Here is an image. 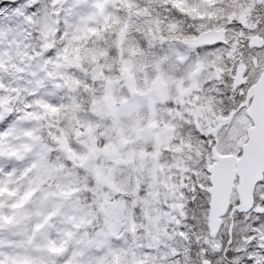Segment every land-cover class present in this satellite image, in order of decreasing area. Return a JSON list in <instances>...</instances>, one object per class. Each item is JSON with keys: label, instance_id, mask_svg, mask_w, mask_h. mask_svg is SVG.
Wrapping results in <instances>:
<instances>
[{"label": "rangeland", "instance_id": "obj_1", "mask_svg": "<svg viewBox=\"0 0 264 264\" xmlns=\"http://www.w3.org/2000/svg\"><path fill=\"white\" fill-rule=\"evenodd\" d=\"M149 1L152 6L159 5L160 2L166 3L163 0H81L82 7L76 11L81 14L92 11L96 13L95 17L87 26L75 15L70 18V34L62 37L67 40L66 46L57 54L55 60L42 62L37 66L42 73V79L38 81L33 80L35 72L27 74L26 78L24 75L13 76L15 65L10 64L7 68L0 65V80L3 81L5 93L0 96V112L12 111L9 105L17 103L18 100L23 103V92L26 88H30L31 92H38L44 102L51 101L48 109L41 108L39 113L31 115H39L44 123H48L46 132L49 128L54 130L48 132L49 135L60 142L70 160L86 168L84 171L92 172L96 187L92 191V188H88L86 178H81L84 180L82 186L85 190H80L92 191L94 197L101 196L105 202L102 208L105 224L109 234L117 237V229L126 225L129 208L125 199H115L113 193L127 195L136 190L138 185L131 181V177H147L150 180L154 187L151 195L154 203H159L157 191L160 177L164 178L162 186L168 190L167 193H162L164 203L174 192L175 186L170 183V169L179 167L181 172L185 171L180 157L185 150L191 149V144L177 132L178 121L195 123L204 135H215L221 126L231 121V126L216 137V146L219 149L217 153L221 155L236 154L244 143L250 126L244 115L237 116L235 120L231 118L225 124H219L215 119V126H212L213 121L207 118L206 113L213 111L214 101L200 96L192 97L193 89L200 86L197 78L208 69L209 64L207 57H204L196 61L195 68L193 63L182 67L187 59L186 48H195L197 45L195 36L185 34L184 27L171 15V11L164 13L166 20H162V23L167 28L165 32L158 34L157 50L160 52L155 53L150 47L152 41L146 40V48L152 51L141 54L139 44H143L146 37V25L155 21L142 5ZM231 1L237 8L227 19H242L239 23L245 29H257L264 20V0ZM226 4L229 7V2ZM156 13L158 18V9ZM253 13L254 21L250 19ZM11 20L12 25L8 23ZM16 22L17 17L0 12V29L14 26ZM219 27L223 26L216 24L214 28ZM55 32L54 27H46L43 31L45 35ZM254 36L262 37L260 34L249 35L247 39L251 41ZM171 38L176 41L170 40ZM243 38V32L233 35L234 40ZM105 42L106 45H103ZM50 47V44H46L44 49ZM236 48L237 44L233 43L231 50L226 53L224 49L209 53L208 55L215 57L212 66L216 67L222 62L221 53L231 59ZM26 55L27 53H20V58L23 59ZM5 57L10 59L7 54ZM28 59L31 60L32 57L28 56ZM241 69L243 70V66ZM103 70L108 74H103ZM221 71V68L216 67L217 76ZM20 72L23 73V69ZM97 76H106V80L99 82L101 93L93 95L86 107L84 102L89 99L84 95L86 84L83 82L88 83L89 79ZM10 81L12 83L9 85ZM186 82L188 87L185 86ZM169 101L177 107H162ZM53 107L57 109L54 113L50 111ZM201 119L208 125L207 128L202 126ZM73 139L80 151L69 143ZM165 153H171V165L165 163ZM197 155H200L199 150ZM12 163L0 160V167L6 164L11 166ZM209 164L211 163L206 167ZM201 175V172H196V176ZM77 180V174L66 172L58 179L50 181L51 188L48 185L43 186L44 191L37 193L31 202H26V210H39L42 214L41 228L35 234L36 243L43 244L54 239L56 246L62 249L61 253H53L49 259H41L37 264H63L69 258L72 259V264H95L96 260L113 251L118 256L107 259L105 264H130L122 263L124 260L128 261L125 258L129 250L125 245H114L108 238L93 239L82 236L79 229L73 226L81 207V202L76 197L78 189L74 188ZM208 188L209 186L206 187V192ZM255 194L264 201V189L256 186ZM4 195L7 196L6 193ZM79 199L82 197L79 196ZM7 203V199H4L5 212ZM170 207L176 209L180 205L171 204ZM21 208L25 206L21 205ZM143 211V215H146L147 210ZM256 211L264 209L257 207ZM166 218L173 219L168 212ZM155 220L149 218L147 222L148 226L152 225L154 232ZM161 231V237L167 236L165 229L162 228ZM5 236L8 239H18L8 232L0 231V240ZM167 238L171 240V237ZM99 251L104 254L97 255ZM152 258L130 250L131 263L156 264L150 261ZM17 264L26 262L20 261ZM257 264H264V260L257 258Z\"/></svg>", "mask_w": 264, "mask_h": 264}, {"label": "clouds", "instance_id": "obj_2", "mask_svg": "<svg viewBox=\"0 0 264 264\" xmlns=\"http://www.w3.org/2000/svg\"><path fill=\"white\" fill-rule=\"evenodd\" d=\"M224 7L225 14L217 24L223 26L225 39L228 43L217 41L213 44L204 45L199 52L193 50L189 53L191 59L182 65V67H187L188 64L193 63L197 56L207 57L209 67L197 78L200 86L193 89L191 95L193 98L200 96L214 101L213 111L206 113L207 118L213 121L212 126H215V119L220 117L227 119L229 116H234L241 104L247 103L246 93L254 83L252 80L253 69L264 67V63H262L264 62V45H251L247 39L249 35L257 34L264 38V20L260 22L257 29H245L237 19L233 18L231 21L227 19L231 9L227 7V4ZM171 15L175 16L177 20H186L174 11ZM250 19L255 20V13ZM186 23L192 22L186 20ZM60 27L63 30V25ZM237 32H243L244 38L234 40L233 35ZM185 34L199 37L200 32L195 27H186ZM62 37V34L57 35L56 32L47 35L41 32L33 39L32 44L41 48L50 44L49 49L53 51V55L56 57V54L61 52L67 44V40L62 39ZM233 43L237 44L236 53L229 59L225 53L231 50ZM218 49L225 50V53H221L222 62L216 65L222 69L219 76L216 75V67L212 66L215 57L208 55L217 52ZM35 55L40 56V53L37 52ZM241 66H243V71L240 70ZM237 76L240 77V83H236L235 78ZM234 84L235 88H233ZM185 86L188 87L189 84L186 82ZM241 93L245 94L243 101L240 100ZM233 104H235L234 108L232 107ZM169 106L177 107L171 101L166 102L162 107ZM186 119L189 118L186 117ZM177 123H179L178 134L191 144V149L185 150L180 157L183 160L182 166L185 171L181 172L179 167L170 169V183L175 186V190L168 196L166 203L161 208V211H167L173 217V219L162 222V227L165 228L167 236H162L159 241H156L140 230L138 231V239L133 241L131 234L123 226L117 229L118 237L110 235L102 211L105 202L101 196L94 197L89 191L79 193L82 197L81 207L76 214L73 226L79 229L82 236L86 235L93 239L108 238L117 246L124 245L126 241L135 243L143 255L156 257V264H161V253L165 254L162 264H177V262L185 264V250H187L188 260L191 264H202V260L206 256L212 255H217L214 264H217V261L221 259L224 264H231L234 260L238 261V264H257V259L250 260L251 257L264 260V220L259 219V215L264 214V211H260L259 214L256 211L257 207L264 209V204L261 203L259 195H254L252 205L242 210L239 194L234 192L228 208L220 215L222 223L217 226L216 234L213 235L208 226L211 196L209 193L205 194V189L210 186L207 179L209 173L206 168V165L212 162V154L209 149L215 147V144L208 143L207 137H204V133L196 127L195 123L179 121ZM201 124L204 128L208 127L203 119H201ZM70 144L77 151L81 150L75 144L74 139L70 140ZM197 150L200 152L199 156ZM164 155L165 163L171 165L173 163L171 153ZM67 167L70 170L73 167L81 170V176L86 177L88 188L96 187L90 173L81 169L75 161L68 160ZM197 171L201 172L202 175L196 176ZM201 185L204 187L202 188ZM257 187L260 186L257 185ZM142 191L146 192L147 189L142 188ZM159 191L161 193L168 192L164 188H160ZM113 197L125 199V194L113 193ZM127 200L130 204L131 197H127ZM171 204H178L180 207L174 209L170 207ZM167 237H171V240ZM213 243L219 245V251L212 250ZM150 244L154 247H148ZM96 254L103 255L104 253L99 251Z\"/></svg>", "mask_w": 264, "mask_h": 264}, {"label": "snow or ice", "instance_id": "obj_3", "mask_svg": "<svg viewBox=\"0 0 264 264\" xmlns=\"http://www.w3.org/2000/svg\"><path fill=\"white\" fill-rule=\"evenodd\" d=\"M0 12L17 17L14 26H6L0 29V65L7 68L10 64L15 65L12 75H24L35 72L33 80L42 79V73L38 70V65L42 62L53 61L56 59L53 51L36 47L32 44L33 39L44 31L46 27H54L57 35H67L70 28V18L77 16L85 26L92 20L96 13L89 11L81 14L76 9L82 7L81 0H0ZM95 7H100L95 5ZM175 11V10H173ZM63 25V30H61ZM204 45L187 50V63L191 57V51L199 52ZM39 52L40 56L35 53ZM20 53H27L23 59ZM7 54L10 59H6ZM28 56L32 59L29 60ZM201 57L197 56L193 61L194 68L196 61ZM27 66V67H25ZM23 69V73L20 70ZM264 76V67L253 69L252 80L256 81ZM12 81L9 82V85ZM3 81L0 80V96L3 92ZM251 88L247 91V103L241 104L238 111L232 117L233 120L241 113L249 123H254L249 107L253 104L254 97ZM24 100L20 103L10 104L12 111L0 112V160L13 162L11 166L7 164L0 167V231L8 232L18 239H8L5 236L0 240V264H17L24 261L26 264H37L41 259H49L53 253H61L62 249L56 246V241L48 240L43 244L36 243L35 234L41 228V213L39 210H26V202H31L36 194L44 191V185L52 187L50 181L58 179L66 172H74L81 175V170L67 167L70 160L68 154L63 150L59 141L54 139L48 132L54 131L49 128L46 132L42 127L44 121L39 115L33 117L32 113H39L40 109H48L51 101L44 102L38 92H31L26 88L23 92ZM244 93H241L240 100H244ZM235 107V104L232 105ZM19 109V110H18ZM56 108L50 109L56 112ZM231 126V121L227 125L221 126L213 135L209 133L207 137L210 147L212 162L215 163L214 151H219L216 146V137L220 136L225 129ZM226 134V133H225ZM215 137V139H213ZM70 143V142H69ZM244 150L237 151V156H242ZM22 166H18L17 163ZM82 169V168H81ZM211 182L209 181V184ZM258 185L264 189V180L258 181ZM7 194L5 196L4 194ZM206 192L205 194H207ZM62 194V193H61ZM7 199V211H4L3 200ZM264 204V201H261ZM25 205V208H21ZM259 214V212H258ZM35 217V219H33ZM260 220H264V214L259 215ZM231 255V253H229ZM118 253L113 251L105 254L95 261V264H105L107 259H115ZM217 255L206 256L203 260L208 264H214ZM257 259V257H251ZM63 264H72V259L64 260Z\"/></svg>", "mask_w": 264, "mask_h": 264}, {"label": "trees", "instance_id": "obj_4", "mask_svg": "<svg viewBox=\"0 0 264 264\" xmlns=\"http://www.w3.org/2000/svg\"><path fill=\"white\" fill-rule=\"evenodd\" d=\"M166 3L160 2L159 5H153L152 3L146 2L145 4L142 3L143 7L145 8V10L147 11L148 15L154 19L156 22H158L157 24L152 23L150 21L149 25L147 26V34L145 39L143 40V44H139V47H141V49L139 48V51L141 52L142 55L144 54H149L152 50L155 51V53L160 52L159 50H157V40H158V34L159 33H163L166 30V25H164V23H162V20H166V17L164 16V13H170L173 12V10H175L174 12L178 13L181 17L186 18L187 21H191L192 23H186L185 19H181L179 20L180 26L184 27L183 29L187 28H191V27H195L198 31L204 30V29H208V28H212L215 27L217 22L221 19V17L224 16L225 14V7L224 5L226 4V2H229V9H231L230 13L228 15H230L234 10H236V6H234V3H232L231 0H163ZM139 3H141L139 1ZM233 4V6H232ZM3 5H0V7ZM156 9H158L159 14H158V18H157V13H156ZM217 12V13H216ZM14 20V18H12ZM13 20L9 21L8 23H11L10 25L13 24ZM155 24H156V28H155ZM177 34V32H176ZM177 36V35H176ZM148 40H151L152 43L150 47H152V50H149L146 48V42ZM173 41H176V39H170ZM101 41V40H99ZM103 42V40H102ZM154 42V43H153ZM106 45V42L103 44ZM156 45V46H155ZM114 47V45H112ZM110 49V48H109ZM115 50V48H113ZM116 72V71H114ZM103 74L106 75L107 71L103 70L102 72ZM108 74V73H107ZM106 77V76H105ZM105 77H94L92 79L88 80L87 82H83L84 85L86 84V88H84V95L88 97V101L84 102V105L87 107L90 104V99L94 96H96L97 94L101 93V85H99L100 81L106 80ZM83 95V96H84ZM94 95V96H93ZM62 109V108H61ZM46 123V122H45ZM44 125H42V127L45 129H47V126L49 127V125H47L48 123H46ZM49 134V133H48ZM81 167V166H80ZM83 170H85L86 168L81 167ZM74 173V172H73ZM90 175L92 174V172H89ZM76 174V173H74ZM78 176V183H75L74 188L78 189L77 193H76V197L78 198V201L81 199H79V193L83 192L80 189L83 188L82 184H83V179L81 178H86V177H81V175H77ZM92 177V175H91ZM93 178V177H92ZM142 180V181H141ZM131 181H133V183H135L136 185H138V187H135L136 190H133L130 194L125 195V200L127 203V206L130 210L129 211L128 208V213H127V220H126V225L124 226V228L127 229V232L131 234L132 236V240L135 241L138 239V231L142 230L147 236L151 237L153 240L159 241L161 239V229H165L164 227H162V222L167 220L166 215H167V211H161V208L164 204V194H162L159 189L160 188H164V186H162V181H164V178L160 177V182L158 183L159 188L157 193L159 194V203L158 202H152V191H154V187L152 186V184L150 183V180L147 179V177H144V179L141 178H135L134 176L131 177ZM46 186V185H44ZM142 188L147 189V191H142ZM84 189V188H83ZM166 189V188H165ZM85 190V189H84ZM132 190V189H130ZM93 191V188H92ZM92 191H89L92 193ZM154 194V193H153ZM257 195V194H256ZM163 196V199H161V197ZM127 197H131V202L129 204ZM133 199V200H132ZM151 200V201H150ZM148 201V202H147ZM25 206V205H22ZM143 210H147L146 211V215H143ZM129 214V216H128ZM149 218L151 219H156L154 221V228L156 230V232H154L151 228L152 225H147V222L149 221ZM146 224V225H144ZM127 248V255L125 259L122 261V263H129L130 264H138V263H131V261H129V255H130V250L134 251L136 253H139L140 251L138 250L137 246L135 245V243H128L127 241L124 244ZM148 247H154V245L150 244L148 245ZM167 247V245L165 246ZM213 251H216L214 249H212ZM173 255L175 254L174 252L172 253ZM165 254L161 253V264L163 261ZM151 258V257H150ZM152 263H156V257H153L150 260ZM235 264H238V261H232ZM177 264H179V262H177ZM185 264H191V262L188 260V256H187V250H185ZM217 264H224V261L221 259L220 261H217Z\"/></svg>", "mask_w": 264, "mask_h": 264}, {"label": "water", "instance_id": "obj_5", "mask_svg": "<svg viewBox=\"0 0 264 264\" xmlns=\"http://www.w3.org/2000/svg\"><path fill=\"white\" fill-rule=\"evenodd\" d=\"M217 41L225 42L222 28L202 31L199 37H196L198 46L213 44ZM263 43V39L259 36H254L251 41V45H263ZM235 79L236 83L241 82L239 76ZM233 87L235 88V84ZM251 92L254 101L249 107V112L254 123L247 129L246 141L241 145L244 150L243 155L239 157L232 154L219 155L214 151L215 163L207 167L211 182L208 190L211 196L208 226L213 235L216 234L217 226L221 224V213L230 204L233 190L239 194L242 210L248 208L253 202L255 186L264 177V76L256 81ZM230 118L231 116L228 120ZM213 248L218 247L213 246ZM202 264H208V262L203 260Z\"/></svg>", "mask_w": 264, "mask_h": 264}, {"label": "flooded vegetation", "instance_id": "obj_6", "mask_svg": "<svg viewBox=\"0 0 264 264\" xmlns=\"http://www.w3.org/2000/svg\"><path fill=\"white\" fill-rule=\"evenodd\" d=\"M222 119L223 118H217V123H219V124H225L226 123V121H222ZM251 124V123H250Z\"/></svg>", "mask_w": 264, "mask_h": 264}]
</instances>
